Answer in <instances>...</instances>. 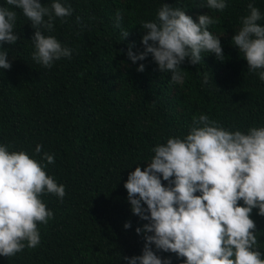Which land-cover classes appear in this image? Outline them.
Segmentation results:
<instances>
[{
	"label": "trees",
	"instance_id": "obj_1",
	"mask_svg": "<svg viewBox=\"0 0 264 264\" xmlns=\"http://www.w3.org/2000/svg\"><path fill=\"white\" fill-rule=\"evenodd\" d=\"M40 2L50 8L53 0ZM61 3L72 14L63 21L55 18L53 30L44 34L71 49V58L45 67L33 59L31 22L21 9L0 0V6L17 12L14 32L19 36L15 44L0 45L11 64L0 69V144L38 161L44 153L53 155L54 163L43 161L45 171L65 186L62 200L50 193L41 196L53 216L38 224L40 243L0 256V264H129L123 257L142 255L145 244L136 228L148 223L131 211L124 187L129 173L146 167L158 144L186 137L202 114L230 131L247 134L264 127L262 70L249 71L232 41L250 13L249 3L261 12L258 23L264 26V0H226L222 11L209 9L206 0ZM164 3L197 23L202 14L213 18L209 31L221 41L223 60L205 52L196 65L185 58L178 69L182 83L162 73L151 54L133 62L129 47L134 54L145 50L142 24L156 20ZM251 218L264 258V216L253 209ZM127 222L131 227H124ZM152 248L171 264H183V257Z\"/></svg>",
	"mask_w": 264,
	"mask_h": 264
},
{
	"label": "clouds",
	"instance_id": "obj_2",
	"mask_svg": "<svg viewBox=\"0 0 264 264\" xmlns=\"http://www.w3.org/2000/svg\"><path fill=\"white\" fill-rule=\"evenodd\" d=\"M6 4L21 9L35 29L31 40L35 61L50 67L54 61L71 58V49L44 34L53 30L55 18L63 21L72 14L70 6L61 0H53L50 8L40 0H6ZM206 6L222 11L227 4L206 0ZM248 8L250 13L242 17L232 41L244 54L248 70H262L259 78L264 81L261 12L252 3ZM16 20V11L0 6V45L18 41ZM215 23L208 14L199 15L197 23L185 11L164 3L156 20L142 24L145 50L134 54L130 46L127 55L135 62L151 54L162 73H171L172 82L182 83L178 69L185 58L196 65L205 52L223 60L221 41L209 31ZM128 35L123 32L124 39ZM10 68L7 52L0 51V69ZM137 70L144 71V65ZM153 151L147 166H137L124 184L131 211L148 223L136 228L145 235L142 255L123 258L129 264H171L170 258L157 255L154 244L157 250L183 257V264H264L251 218L253 209L264 216V127L250 128L247 134L230 131L202 114L194 118L186 137L169 138ZM35 152H41L40 145ZM43 161L52 164L54 156L44 153L38 161L23 150L9 151L8 145L0 144V256L36 247L38 224L53 216L41 196L50 193L61 200L65 196V186L46 173ZM124 227H131L130 222Z\"/></svg>",
	"mask_w": 264,
	"mask_h": 264
}]
</instances>
